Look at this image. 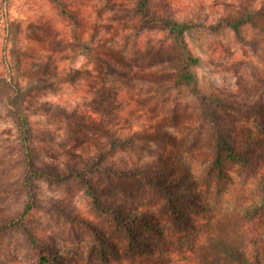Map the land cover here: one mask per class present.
Returning <instances> with one entry per match:
<instances>
[{
  "label": "rangeland",
  "instance_id": "374dc122",
  "mask_svg": "<svg viewBox=\"0 0 264 264\" xmlns=\"http://www.w3.org/2000/svg\"><path fill=\"white\" fill-rule=\"evenodd\" d=\"M67 1L73 10L80 11L81 27L86 28L80 43L72 38L71 24L74 23L50 0H0V220L18 218L31 201L21 183L23 129L19 113L29 117L34 134L32 147L40 162L45 159L65 164L76 159L80 164L97 156L109 142L110 133L127 136L157 122L170 130L173 127L165 122V117L176 101L181 100V112L186 103L192 111L198 101L192 86L151 94L150 88L154 86L151 81H137L135 87L128 88L119 74L103 69L99 58L116 64L155 63L152 45L166 39L162 31L135 29L131 14L123 16L119 11V0ZM132 1L126 0L130 4ZM153 3L163 13L169 11L166 2L154 0ZM189 5L191 10L185 11L176 5L180 21L203 22L206 14L216 18V13L201 7L197 0ZM187 39L192 52L201 58L194 71L204 94L217 93L226 99L237 96L250 103L264 97V35L261 32L245 26L240 38L227 27L212 30L196 26L187 34ZM141 88L144 102L135 111L127 108ZM21 93H25L26 99ZM97 93L100 96L96 97ZM94 101L102 105L98 115L92 114V108L85 105ZM58 106L75 109L74 115L80 124L73 123L74 119L47 117L37 111L44 108L55 112ZM95 118L99 124L93 122ZM136 142L134 146L108 152L105 162L120 166L158 161L166 148L174 152L182 150V155L188 158L193 155V152L187 154L186 143L173 147L152 133ZM232 176L231 181L221 185V194L214 191V204L226 203L225 194L238 186V174L233 172ZM92 178L108 207L123 203L129 209L147 197L137 181H119L100 175ZM34 188L38 208L27 218L24 228L38 233L43 253L56 255L64 264H102L101 255L93 250L100 244L82 221H91L105 232L109 227L95 211L85 186L71 179L60 182L36 179ZM24 228L0 232V264H41L40 250ZM108 235H114L119 242L125 237L120 230ZM120 247L122 250L123 246Z\"/></svg>",
  "mask_w": 264,
  "mask_h": 264
},
{
  "label": "trees",
  "instance_id": "16d2710c",
  "mask_svg": "<svg viewBox=\"0 0 264 264\" xmlns=\"http://www.w3.org/2000/svg\"><path fill=\"white\" fill-rule=\"evenodd\" d=\"M50 1L74 23L71 24L72 38L80 43L86 29L81 27L80 11L73 10L67 0ZM153 1L133 0L130 4L119 0L117 6L123 16L131 14L135 29L164 33L166 39L152 45L155 63L145 65V62L129 61L116 64L110 59L99 58L100 63L105 72L119 74L128 88L137 81H151L154 84L150 88L151 94L192 86L198 100L193 110L189 111L186 103L181 112L183 105L177 100L178 104L165 117L172 129H165L157 122L127 136L112 132L109 142L101 147L97 156L80 164L75 162L76 159L65 164L45 159L40 162L32 147L34 134L29 127V117L18 112L23 129L21 183L31 201L18 218L0 220V232L24 228L27 218L38 208L34 180L60 182L71 179L85 186L95 211L108 223L105 232L91 221H82L92 232L95 242L100 244L93 250L101 255L102 264H264V97L250 103L237 96L226 99L217 93L204 94L194 71L201 58L192 52L187 39V34L196 26L212 30L227 27L240 38L244 27L252 26L264 35V0H212L209 4L206 0H197L201 7L216 13L214 19L206 14L203 22L178 19L176 5L182 11L191 10L189 3L193 0H161L168 6L167 13L156 8ZM142 91L141 88L139 93L136 92L127 108L135 111L137 105L144 102ZM17 92H21L20 88ZM21 95L26 99L25 93ZM85 105L92 108V114L101 113L102 105L98 102ZM57 109L55 112L44 108L37 111L47 117L74 119L73 123L80 124L74 115L75 109L61 106ZM93 122L98 123V119ZM148 133L172 143L173 147L179 146L180 142L186 143L187 154L193 152L190 155L193 158L183 156L182 150L174 152L166 148L158 161L120 166L105 162L108 152L134 146L137 139ZM233 172L239 176L238 186L225 194L226 203L214 204V191L221 194V185L232 180ZM94 175L137 181L147 197L129 209L123 203L108 207L96 188ZM24 229L40 250L41 264H64L56 255L43 253L38 233ZM118 230L125 235L122 242L114 235H108ZM120 246H123L122 250Z\"/></svg>",
  "mask_w": 264,
  "mask_h": 264
}]
</instances>
